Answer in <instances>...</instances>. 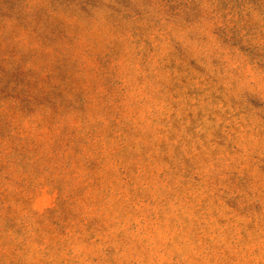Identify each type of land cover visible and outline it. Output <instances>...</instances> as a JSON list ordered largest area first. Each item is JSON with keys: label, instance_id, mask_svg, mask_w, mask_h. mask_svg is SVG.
Here are the masks:
<instances>
[{"label": "rangeland", "instance_id": "obj_1", "mask_svg": "<svg viewBox=\"0 0 264 264\" xmlns=\"http://www.w3.org/2000/svg\"><path fill=\"white\" fill-rule=\"evenodd\" d=\"M0 264H264V0H0Z\"/></svg>", "mask_w": 264, "mask_h": 264}]
</instances>
